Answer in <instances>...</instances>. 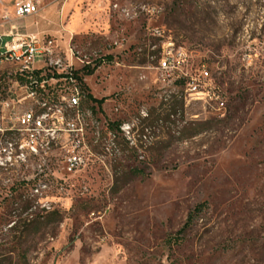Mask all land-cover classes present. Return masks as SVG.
I'll return each mask as SVG.
<instances>
[{"label": "rangeland", "instance_id": "obj_1", "mask_svg": "<svg viewBox=\"0 0 264 264\" xmlns=\"http://www.w3.org/2000/svg\"><path fill=\"white\" fill-rule=\"evenodd\" d=\"M106 1L108 32L77 31L61 8L43 38L64 53L71 42L76 56L98 63L85 83L105 98L91 104L118 132L121 154L93 157L63 188L48 190L45 210L26 204L31 189L21 180L28 173L1 171L0 264H264V0ZM114 3L161 11L129 20ZM149 23L166 27L193 68L208 66L225 93L223 116L210 105L178 101L187 122L177 124L160 90L138 79L139 67L158 58L151 57L160 40L149 36ZM16 69L0 66V107L20 92ZM127 120L137 122L134 143L117 131Z\"/></svg>", "mask_w": 264, "mask_h": 264}, {"label": "built area", "instance_id": "obj_2", "mask_svg": "<svg viewBox=\"0 0 264 264\" xmlns=\"http://www.w3.org/2000/svg\"><path fill=\"white\" fill-rule=\"evenodd\" d=\"M112 8L129 20L142 12L154 17L161 11L156 6L119 3ZM38 11L36 0H17L14 5L17 17ZM5 19H9V14H5ZM147 32L160 40L157 56H151L158 58L155 64L148 62L139 67L143 71L138 79L149 80L160 90L159 97L172 121L187 122L186 113L175 106L178 101L184 107L195 103L210 105L223 116L225 93L208 66L200 64L193 68L189 52L175 43L165 26L149 23ZM6 56H13V66L17 57L31 56V65L16 69L15 73L24 79L23 83L17 82L20 92L5 99L4 107H0V143H7V152H0V172L28 173L21 182L31 189V208L39 205L45 210L51 204L46 198L48 190L63 188L89 166L93 157L103 161L106 154H121L118 132L98 118L96 109L88 102L76 72L93 62L76 56L71 42L64 53L52 39H43L36 33H16L0 46V61ZM141 114L148 117L145 110ZM136 123L127 120L118 125L117 131L130 143L135 140ZM94 147H100L103 154L97 155Z\"/></svg>", "mask_w": 264, "mask_h": 264}, {"label": "crops", "instance_id": "obj_3", "mask_svg": "<svg viewBox=\"0 0 264 264\" xmlns=\"http://www.w3.org/2000/svg\"><path fill=\"white\" fill-rule=\"evenodd\" d=\"M8 2L6 4L2 2L0 6V46L9 42L12 35L16 33L23 35L36 33L46 37L48 23L56 21L58 23L61 8L63 9V18L66 17L69 22L76 21L77 31L98 26L108 32L110 27L106 0H93L89 5L81 8L79 7L80 0H66L63 7L57 4L40 5L37 14L25 17H17L14 12L15 3H11V0ZM40 2L42 1L40 0ZM5 14H9V19H5ZM65 28L67 29V26Z\"/></svg>", "mask_w": 264, "mask_h": 264}, {"label": "trees", "instance_id": "obj_4", "mask_svg": "<svg viewBox=\"0 0 264 264\" xmlns=\"http://www.w3.org/2000/svg\"><path fill=\"white\" fill-rule=\"evenodd\" d=\"M106 58L108 60H110L112 58V56H106ZM98 61V60H96ZM98 65V63L96 62V64L94 66L92 65H88V66H85L83 67L80 71H77L76 72V76L82 81V86H83V89L85 90L86 94H87V98H88V102L91 104V103H96L98 105H102L105 101V98H102V99H98L96 98L92 93H91V90L90 88L88 87V85L83 82V78L86 76V75H92L94 72H95V69H96V66ZM81 74H80V73ZM92 105V108L95 109V106L93 104ZM114 124V123H113ZM28 202V201H27ZM30 203V204H28ZM28 203H26L27 205H30V207L32 206V203L29 201ZM197 209V208H196ZM199 209V207H198ZM33 218V217H32ZM193 218V213L190 214L189 218H188V221L187 223L184 225V227L178 231V235L182 234V233H185L187 228L190 226V222H191V219ZM31 220L28 219V223H30ZM2 250H5L4 246L3 245H0V251ZM26 253L23 254V257L26 259Z\"/></svg>", "mask_w": 264, "mask_h": 264}, {"label": "bare ground", "instance_id": "obj_5", "mask_svg": "<svg viewBox=\"0 0 264 264\" xmlns=\"http://www.w3.org/2000/svg\"><path fill=\"white\" fill-rule=\"evenodd\" d=\"M2 64H13V56H6L0 61V66ZM15 65L19 69L28 68L31 65V56L17 57ZM4 107V104L2 105ZM0 152H7V143H0Z\"/></svg>", "mask_w": 264, "mask_h": 264}]
</instances>
